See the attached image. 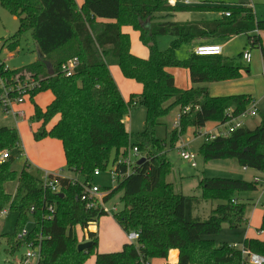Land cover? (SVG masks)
Listing matches in <instances>:
<instances>
[{"label": "trees", "instance_id": "1", "mask_svg": "<svg viewBox=\"0 0 264 264\" xmlns=\"http://www.w3.org/2000/svg\"><path fill=\"white\" fill-rule=\"evenodd\" d=\"M0 5L19 22L18 32L7 49L16 51L22 35L31 32L40 56L18 70H6L5 62L0 60V74L9 81H37L39 85L31 100L40 93L53 95L45 111L35 104L32 120L42 122V128L34 133L35 140L46 137L60 140L67 170L85 181L93 180L97 169L103 172L112 161L117 162L121 152L127 154L130 147H137L142 158H146L130 174L125 165L119 166L124 179L105 198L107 203L123 191L124 210L113 218L125 233L138 232L139 239L125 244L120 252L102 254L97 251L98 233L88 228L109 213L88 209L80 201L84 186L79 180L51 175L61 186V193L55 194L44 190L41 180L29 172L28 163L18 176L12 169L15 163L12 149L21 148L19 133L15 128L1 127L0 154L9 152L10 158L0 164V215L6 208L16 210L18 228L34 208L35 228L30 237L43 238L40 264H85L93 255L96 264H144L154 259L167 260L172 250L179 252L177 264H243L239 250L228 244L217 246L212 237L219 235L226 224L235 229L247 223L246 205L238 201L236 194L256 191L258 184L218 177L201 179L199 194L190 197L192 202L200 204L216 199L223 203L206 220L198 217L187 220L189 197L177 192L174 184L166 180L172 164L167 158V143L155 137V128L162 118L179 108L180 125L173 130L171 139L174 148L189 128L194 129V134H201V129L211 120L224 123L228 110L238 117L248 108L253 100L248 95L213 97L207 87L178 89L168 69H187L193 85L240 79L243 72H249V67L240 61L195 53L181 61L177 50L196 39H226L264 31V20L256 19L253 8L220 6L217 8L223 12L220 19L192 23L170 18L199 7L172 5L167 0H84L81 7L76 0H0ZM227 12L229 17L225 15ZM124 26L140 33L149 58L132 54L130 36L122 31ZM162 36L174 38L166 51L160 50L157 43ZM254 39L248 46L251 49L259 46L264 62L261 38ZM73 59H78L79 64L72 76L67 77L62 67ZM50 66L53 74L49 72ZM111 66H118L125 78L143 86L139 96L146 109V120L140 133L131 134L125 123L131 107L138 104L133 100L135 95L129 101L123 98L110 72ZM54 119L56 123L47 130ZM199 155L206 164L229 159L244 168L263 172L264 115L252 130L242 128L228 137L207 139ZM16 179L18 188L12 195L5 186ZM52 205L54 210L50 211ZM77 228L88 230L84 242L92 245L85 251L78 250L81 243ZM23 229L11 236L0 233V242L6 238L7 245H12L14 253L17 252L22 243L16 242V237ZM261 231H264V214ZM241 244L264 256V241L245 239Z\"/></svg>", "mask_w": 264, "mask_h": 264}, {"label": "rangeland", "instance_id": "2", "mask_svg": "<svg viewBox=\"0 0 264 264\" xmlns=\"http://www.w3.org/2000/svg\"><path fill=\"white\" fill-rule=\"evenodd\" d=\"M84 1V0H83ZM168 1V0H167ZM193 5H198L199 8L193 12L199 13H212L206 15V19L211 18L220 19L223 12H219L220 6L223 7H239L247 6L252 7L257 20H264V0H190ZM77 4L81 7L82 0H76ZM218 2V3H217ZM80 3V4H79ZM83 3V2H82ZM205 17V16H204ZM194 15L189 14H179L177 15L176 22H181L185 20L196 19ZM19 22L16 17H14L9 11L4 9L0 5V60L6 62L11 70H18L24 68L32 63H34L39 58V51L36 42L32 36L31 32H26L22 35L20 39L19 48L11 52L7 49V45L13 42L12 37L18 32ZM252 33V32H251ZM249 33H243L238 36H233L226 39H220L217 42L224 47L223 57L228 60H235L242 62L245 66L248 64L243 62L241 54L245 51H250L253 62L251 64L250 74L247 78L243 80V92L245 90L254 91L252 94L256 100V107L262 112L264 110V75H263V62L261 59L260 47H255L250 50L248 46V35ZM259 34L262 37V43L264 45V31H260ZM131 44L133 52H148L147 48L140 42L138 32L132 29L131 33ZM173 38L171 36L158 37L157 43L162 51H166L171 44ZM190 46L189 44H183L177 50V57L181 61H186L190 58ZM184 69V68H180ZM133 84L138 87L124 89L125 97L130 100L131 96L129 94L135 95L134 101L138 104L131 107L128 117L130 120L126 123L127 129L131 134H137L144 130L145 120H146V109L140 101V85L136 82ZM244 84H248L244 87ZM128 90V91H127ZM134 93V94H133ZM51 94L45 93L43 96L38 97L35 101H31L30 97L26 99L24 105H15L14 113L21 114L25 113V116L18 115L15 117L12 113H8L0 108V128L3 126L15 128L20 136V149L15 147L12 149V155L15 157V163L12 167L14 171L19 173L23 167V161L25 157L22 156V147L24 146L27 153L32 161L36 162L39 166L33 168L32 173L37 178H42L46 172L52 174H61L64 172L66 177L75 178L76 176L67 170V167H62V169L57 170L60 173L52 172L47 169V166L38 163V159L43 156H47V149L52 152L57 151L59 153L60 141L56 138L46 137L42 140L44 144L37 147L34 133L42 126L37 122L31 120V115L33 114L35 104H39V107L43 109V105L49 102ZM36 102V103H35ZM252 107V106H251ZM44 110V109H43ZM179 109H173L168 116L163 120V123L156 126L155 137L157 139L163 140L167 143V155L170 163L172 164L171 174L166 175L167 182L173 183L177 192H182L184 195L189 197L186 201V217L187 220L196 218V216L202 220H206L220 204L223 203L221 200L212 199L209 201L201 202L200 204H195L192 202L190 197L197 196V186L199 181L203 178H229L236 180H243L247 182H254L255 178L264 179V171L259 172L253 169L244 170L236 160H219L211 161L205 163L202 156L199 155V149L202 144L207 140L210 135L216 133L219 122L217 120L209 121L204 128L201 129L200 133L194 134V129L189 128L186 133H184L180 140L172 148V132L178 126L179 119ZM260 116V115H259ZM244 119V126H249L254 128L255 124L260 121V117ZM54 122V121H53ZM180 125V124H179ZM51 123L47 125L50 128ZM40 140V141H42ZM52 146V147H50ZM183 146H187L189 150L197 155V168H192L187 162L183 161L180 157L179 151ZM61 154V152H60ZM142 156V155H141ZM58 157V156H57ZM56 157V158H57ZM130 159L132 167L136 165L139 158L135 156L133 148L130 147L127 154H121L118 160H128ZM113 161L109 164L107 169L101 173L100 176L95 177L94 183L103 189H114L117 184L112 183L110 171L113 168ZM46 166V167H45ZM60 170V171H59ZM78 180L83 179L78 176ZM8 193L16 194L18 188V179L14 182L8 183L5 186ZM123 196V191H119L110 201L105 204V209L109 213L106 217L99 220V236L101 240V249L107 248L108 241L115 238L114 226H112L113 216L124 210V203L121 201ZM238 201L246 205L245 218L248 220L247 223L241 225L239 228H230L229 225H224L222 231L219 235L212 237L217 246L228 244H240L246 238L261 239L264 241V232L261 233V223L262 216L264 213V186L258 184V189L256 191L240 192L236 194ZM196 208V209H195ZM8 209L6 215H1L0 217V233L4 235H13L20 228H26L29 232H32L35 228V222L33 216L30 212L27 214V219L22 221L17 228L18 222V212L16 210ZM195 209V210H194ZM92 226H98L97 223L92 224ZM113 229V230H112ZM85 234V235H83ZM77 236L79 243H83L87 240L86 233L80 228H77ZM117 237V236H116ZM127 239V236H125ZM13 242V241H12ZM100 242V241H99ZM110 242V241H109ZM100 244V243H99ZM27 249L19 248L17 252L14 253L13 246L7 245L6 238H2L0 242V264H19L22 256L25 254ZM89 260V261H88ZM87 261L95 260V255L91 256Z\"/></svg>", "mask_w": 264, "mask_h": 264}, {"label": "built area", "instance_id": "3", "mask_svg": "<svg viewBox=\"0 0 264 264\" xmlns=\"http://www.w3.org/2000/svg\"><path fill=\"white\" fill-rule=\"evenodd\" d=\"M185 5H190V0L184 1ZM227 17L230 16V13H225ZM259 31L256 30L253 32L252 39L249 41V44H253L255 36H259ZM250 50L251 47L249 46ZM195 54L198 56H208L217 55L220 56L223 54V47L220 45H202L195 49ZM243 60L246 63H250L252 60V55L250 51L243 52L242 56ZM79 64L78 59H73L68 63L64 64L62 67V72L67 76H72L73 72L77 68ZM8 70V66L5 68ZM39 83L35 80L26 79L20 81L16 79L13 81H9L5 76L0 74V108L8 113H14V106L19 104H24L28 97L31 98L32 93L36 90ZM252 106V107H251ZM22 114V113H21ZM264 114V110L261 112L255 105V101H251L249 107L238 117H234L232 114V110H228L226 112L227 120L219 124L217 127L216 133L210 135L207 139L213 140L217 137H228L238 129L244 128V119L248 118H256L259 115ZM178 119V126L179 127ZM133 152L135 156L142 158L140 151L137 147L133 148ZM9 152H4L1 154V161L4 163L7 159L10 158ZM180 157L183 161L187 162L192 168H197V155L189 150L187 146H183L179 151ZM138 160V161H139ZM137 164V163H136ZM125 165L128 168L127 174L131 173L132 165L130 159L128 160H118L114 163L112 170L110 171L111 181L114 184H119L121 180L124 179V175L121 174L118 170L119 166ZM245 171H248V168H244ZM102 173L101 170L97 169L94 172V177L100 176ZM126 174V175H127ZM74 180H78L77 178H73ZM75 180V181H76ZM255 183L262 184L264 186V179L255 178ZM80 181V180H79ZM84 186V192L80 196V201L85 203L88 209L96 208V209H105V198H107L113 189H103L100 186L94 183V180H82L80 181ZM42 187L44 190H49L52 193L58 194L61 193L60 184L51 176V174L47 173L41 178ZM54 206H50V211H53ZM34 212V208L31 209L30 213ZM8 213V209H4L1 215H6ZM31 232L24 228L16 237V242L22 243V248L27 249L25 254L22 256L19 264H40L42 259V237L31 238ZM139 239L138 232H131L128 234V240L130 244L136 242ZM233 247L241 252L243 258V264H264V256L257 254L248 250L243 244H233ZM144 264H152L151 261H146Z\"/></svg>", "mask_w": 264, "mask_h": 264}, {"label": "crops", "instance_id": "4", "mask_svg": "<svg viewBox=\"0 0 264 264\" xmlns=\"http://www.w3.org/2000/svg\"><path fill=\"white\" fill-rule=\"evenodd\" d=\"M170 2V4L172 5H175V4H179V5H185L184 4V1L185 0H168ZM82 2H84L82 0ZM81 2V4H83ZM192 1H190V5H187V6H196V7H199L198 5H193L191 3ZM218 3V2H217ZM80 4V3H79ZM79 6V5H78ZM241 6V5H240ZM179 14H189V15H194L195 17H197L196 19H192V20H185V21H181V22H192V23H201V22H206V21H213V20H217L215 18H211L210 20L206 19V15L208 14H212V13H199V12H184V13H177L175 16L171 17L170 20L174 21V19H177V15ZM205 16V17H204ZM101 22L103 23H114L115 21L113 20H100ZM176 21V20H175ZM178 22V21H177ZM132 27H129V26H124L122 28V31L126 34H129L130 36V39H131V33H132ZM134 30V29H133ZM137 32V31H136ZM138 35H139V39H140V33L138 32ZM253 33L250 32V34L248 35V44H249V37L252 36ZM261 38V41H262V37L260 34H258ZM174 39V38H173ZM220 40V39H209V38H205V39H196L189 44L190 46V54H193L195 53V49L197 47H200L202 45H220L223 47V45L219 44L217 41ZM173 41V40H172ZM171 41V42H172ZM141 42V41H140ZM259 47V46H257ZM147 48V47H146ZM148 50V48H147ZM261 50V49H260ZM223 51H224V47H223ZM131 52L133 55L139 57V58H142V59H147L149 58V50L148 52L146 53V51H142V52H133L132 50V44H131ZM223 56V54H222ZM40 57V56H39ZM261 59H262V62H263V57H262V53H261ZM5 62V61H4ZM244 63H246L244 60H243ZM253 62V57H252V60L250 63H246L248 64L249 66V72H243L242 74V77L238 80H229V81H225V82H221V83H210V84H198V85H193L192 81H191V77H190V72L187 70V69H180V68H169L168 69V72L174 77V80H175V85L178 89H181V90H188L192 87H207L209 89V92H210V95L213 96V97H225V96H233V95H248L250 96L253 100L252 101H255L256 98L252 95L254 93V91H249V90H245L246 92H243L244 90H242L243 88V80L245 78L248 77V75L250 74V70H251V64ZM6 63V62H5ZM263 67H264V62H263ZM110 72L114 78V80L116 81L117 85H118V88L120 89V92L123 96V98L126 100V101H129L126 97H125V93H124V89H126V87L129 89V88H134V84L133 82H135L134 80H130V79H127L124 77L121 69L118 67V66H111L110 67ZM263 75H264V70H263ZM137 83V82H136ZM139 84V83H138ZM141 89H139L140 91V94L143 92V86L141 84H139ZM248 84H244V87H247ZM123 87V88H122ZM136 87V86H135ZM138 88V87H136ZM128 91V90H127ZM45 93H49L51 94V92H45ZM45 93H40L38 94L36 97H34L33 100L31 101H35L36 98L38 97H41L43 96ZM134 94V93H133ZM132 95L129 94V97ZM53 101V95L51 94V98L49 100L48 103L45 102V104L43 105V111L46 110V108L51 104V102ZM26 103V102H25ZM24 103V104H25ZM36 103V102H35ZM22 104V105H24ZM39 106V104H37ZM249 107V106H248ZM176 109H179V108H176ZM179 111V110H178ZM34 113H35V107H34V111H33V114L31 115V120H32V117L34 116ZM13 115H15V117H17L18 115H21V116H25V113L22 112V114H16V113H12ZM179 115H180V112H179ZM264 115V114H261L259 117H260V121H261V116ZM165 118V117H164ZM164 118H162L160 120L161 124L163 123V120ZM130 120L129 117H126L125 119V123H127L128 121ZM54 121V122H53ZM52 122H51V126L50 128H47V130H50L53 125L56 123L57 119H54ZM260 121L255 124V127H257L259 124H260ZM39 125L41 124L42 125V122H37ZM127 126V124H126ZM3 127H8V126H3ZM254 127V128H255ZM8 128H13V127H8ZM42 128V126L38 129V131ZM244 128L246 129H254V128H250L249 126H244ZM37 131V132H38ZM197 136V135H195ZM44 140L42 141H36L37 144H35L37 147H39L41 144H44L43 143ZM60 141V140H59ZM60 148L59 150V153H57V151L55 152H52L51 150H48L47 149V156H43V157H40V159H38V163L42 162V164L46 165L47 166V169L52 171V172H56V173H60L58 172L57 170L55 169H62V167H66V159H65V155H64V149H63V145H62V142L60 141ZM52 147V146H50ZM61 152V154H60ZM22 156L25 157V160L23 161V167L25 165V163H28L29 165V172L32 173V170L33 168H36L38 165H36L37 163L32 161L31 158L29 157L28 153H27V150L26 148L23 146L22 147ZM58 156V157H57ZM57 157V158H56ZM167 158H168V155H167ZM169 159V158H168ZM3 163L1 161V154H0V164ZM45 166V167H46ZM22 167V169H23ZM39 168V166H38ZM59 170V171H60ZM33 174V173H32ZM51 175H56V176H62V177H65V178H71V177H66L64 175V172L61 173V174H52V173H49ZM41 180V178H40ZM200 182V181H199ZM198 188V186H197ZM7 191V190H6ZM182 193V192H180ZM11 194V193H10ZM183 194V193H182ZM14 195V194H12ZM196 209V208H195ZM194 209V210H195ZM264 214V213H263ZM1 216V215H0ZM263 217V216H262ZM104 218V217H103ZM101 218V219H103ZM197 218V216H196ZM100 219V220H101ZM193 219V218H192ZM100 222V221H99ZM99 222L97 223L98 226H92V224L90 225V227L88 228L89 231H93V232H97L98 233V237H99V241H98V253H116V252H120L122 249H123V246L125 244H130L129 240H128V234L125 233L121 227L116 223V221L113 219L112 220V226H114V233H115V238L114 239H110L107 243L108 247L107 248H104V249H101V240H100V236H99ZM84 231V233L87 234V231ZM113 230V229H112ZM264 231H261V233H263ZM85 235V234H83ZM117 236V237H116ZM125 236H127V239L125 238ZM87 237V236H86ZM79 238V237H78ZM80 239V238H79ZM246 239H254V238H246ZM261 240V239H259ZM87 241V240H86ZM262 241V240H261ZM83 243H86V242H83ZM100 243V244H99ZM175 254V255H172V254ZM89 261V260H88ZM86 262L85 264H96V256H95V260H91L90 262ZM179 261V252L177 250H172L169 254V258L167 260H162V259H154L152 260V264H177Z\"/></svg>", "mask_w": 264, "mask_h": 264}, {"label": "water", "instance_id": "5", "mask_svg": "<svg viewBox=\"0 0 264 264\" xmlns=\"http://www.w3.org/2000/svg\"><path fill=\"white\" fill-rule=\"evenodd\" d=\"M49 72L50 74H53V69L52 67L50 66L49 67ZM146 161V158H141L138 162H137V165H141L142 163H144ZM60 196H63L62 194ZM92 245V242H86V243H81L79 246H78V250L81 252V251H85L87 250L90 246Z\"/></svg>", "mask_w": 264, "mask_h": 264}, {"label": "bare ground", "instance_id": "6", "mask_svg": "<svg viewBox=\"0 0 264 264\" xmlns=\"http://www.w3.org/2000/svg\"><path fill=\"white\" fill-rule=\"evenodd\" d=\"M208 55V54H207ZM209 56V55H208Z\"/></svg>", "mask_w": 264, "mask_h": 264}]
</instances>
